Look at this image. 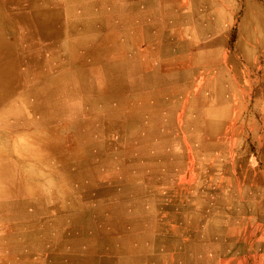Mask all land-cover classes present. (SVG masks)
Returning a JSON list of instances; mask_svg holds the SVG:
<instances>
[{
	"label": "bare ground",
	"instance_id": "6f19581e",
	"mask_svg": "<svg viewBox=\"0 0 264 264\" xmlns=\"http://www.w3.org/2000/svg\"><path fill=\"white\" fill-rule=\"evenodd\" d=\"M165 3L163 0H0V220L9 221L7 232L0 234V249L5 251L8 257L1 260L0 264H33L35 260L32 258V248H45L44 238H52L55 241V250L45 255L44 264H145L147 258L143 254H147L150 249L167 246L168 250L180 246L179 239L161 233L169 231L172 225L176 226L179 233L185 232L187 211L183 215H177L179 207L167 205L162 195L158 198L154 194L155 196L148 200L138 197L137 201H132L128 194L136 189L137 192L142 191L141 187L133 181L125 182L106 172L116 152L113 142L103 137L108 129L118 125L113 118L107 119L105 115L106 110L113 109L108 103L109 97L91 93L93 86H97V81H89V78H98L97 66L107 65V50L115 46V38H122L126 45L131 44V28L139 29L143 40L147 38L145 41L156 44L154 46L159 50V56L171 55L168 48L169 44L174 43L170 41L174 39L177 42L176 35L174 33L172 38H169L170 35L163 30L168 29V26L170 28L174 23L175 11L162 12L161 8ZM170 4L169 8L172 9ZM189 4L190 11L183 13L181 18L184 22L193 20L196 26H192L195 29L192 38L184 41V44L193 47L194 65L199 60L205 64L213 63L216 71L214 88L219 97L214 105H207L199 97L197 100L200 99L204 107H199L195 100L192 110L197 112V109H203L205 114L211 115L212 119L216 120L214 123L218 124V120L226 116L225 99L218 89L229 84V81L225 67L219 61L226 38L223 36L220 41H215L212 37L223 31L228 32L230 26H222L219 23L214 27L206 21V14L215 13L213 8L216 5L212 0H191ZM222 4L225 10L229 6L232 12L241 14L235 52L228 55L229 59L236 71L239 64L234 58L237 57L256 71L259 83L252 93L253 109L264 106V63L260 64L261 57H264V0H223ZM200 6L204 7V11L199 9ZM224 8L219 11L216 22L225 19L227 13ZM159 16H163L164 20L159 21ZM122 29H126L127 35L123 36L118 32ZM147 51L145 50L146 53ZM84 56L86 58H83ZM79 61L81 66L78 65ZM102 70V79L112 84L115 76L111 73L108 75V67H103ZM77 74L81 76V85L78 82L72 83L73 75ZM67 81L71 82V88L69 84L66 85ZM81 88L89 94L86 93L82 97L79 94L76 102L73 96H76ZM102 103L107 108L100 112V109L95 108ZM110 104L114 106L112 102ZM68 106L76 108V115L72 117L74 120L71 123L68 119L66 124ZM81 108L89 109V118H77ZM262 115L264 125V111ZM124 117L125 125L133 124L131 113L126 112ZM26 135L40 137L39 149H34L27 140L18 142ZM66 137H71L70 142L62 140ZM261 137H258V142L264 141V135ZM260 145L262 144H259L260 154L264 158V145ZM66 150L69 152L65 153ZM191 182L200 184L201 179L194 177ZM151 186L142 188L152 191L153 185ZM187 192L185 200L189 194ZM30 207L35 209L31 214L35 215V225L25 236L30 241H11L22 236L21 226L33 222L26 219L25 212ZM58 215H69L72 220L54 222ZM158 232L161 235L156 236ZM19 249L22 257L18 255L19 252L15 253ZM158 250L160 252V249ZM154 258L150 256L151 261L156 259Z\"/></svg>",
	"mask_w": 264,
	"mask_h": 264
},
{
	"label": "rangeland",
	"instance_id": "374dc122",
	"mask_svg": "<svg viewBox=\"0 0 264 264\" xmlns=\"http://www.w3.org/2000/svg\"><path fill=\"white\" fill-rule=\"evenodd\" d=\"M164 1L166 3L165 5L164 4L162 5V8H161L162 12L166 13L169 10L175 11V13L173 14L174 23L172 24V26H170V28L168 26V29L163 30L164 32H167L168 35H170L169 38H172L174 33L176 35V40L178 43L175 42V40L173 39L172 41H170V43H173V42L174 43L169 44L168 49L171 55L169 57H167L165 54H162V56L161 55L159 56V50H156L157 47L154 46L156 44H152L151 42L145 41V40H148L145 37H144L145 40H143L140 30L131 28L130 29L132 33L131 36L133 37L132 38L133 41L131 42V44L126 45L125 43H123L124 41L122 38L121 39L115 38V43H114L115 46H113L112 49L107 50V56H108L107 65L104 64L102 66L101 65L97 66L96 73L99 74L98 78H96L95 80L93 78H89V81L90 83L93 81L94 82L97 81L96 82L97 86L95 88L93 86L91 93L93 94L95 93L94 95L105 94L104 96L109 97V102H108L109 105L113 107L112 110L108 109L105 111L107 107H105V104L102 103V104H98V106L95 109H100L101 110L100 112H103V111L107 112V114H105L108 117L107 119L113 118L117 122L116 125H118V127L108 129L106 132V135L103 137L113 142V148H114V151L116 152L114 159H112V161L109 163L108 165L109 169L107 168L106 172L110 174L111 176H114L115 178H118L125 182L133 181L136 185H138V187H141L142 191L137 192V189H136L132 193L128 194L129 197L132 199V201H137L139 198H142V197H145L144 200H148L149 198L155 195H156L155 197L159 198L162 195L161 197L165 198L166 200H168L169 197H172L173 200L177 201V204H178L180 201H184L186 198L185 183L187 182L190 183L192 179H194V177L195 179L196 178L201 179L202 172L204 171L205 168L208 169L209 167L212 170H217V168L221 169V167L222 168L225 167L226 172L232 174V172L234 171L233 170L234 167L238 168L239 166H241L243 164V160L244 161L248 160L250 156H251L250 158H252L253 161H255L254 163L262 167L264 166V158L261 156L262 155L260 154L261 148H259V144H262L260 146H263L264 141L260 140L258 142V137H260V135L263 137L264 135V125L262 122L263 121L262 113L264 111V106L260 105L258 106V108L253 109L252 93L254 89L256 88L257 83H259V78L257 77L256 71L253 70L249 65H245L246 63L238 57L234 58L238 61V64H239V69L236 71L234 69L233 64L231 63L232 62L231 59H229V56H228L229 54H232L235 52V46H236V41L238 39V28L240 24L241 14L232 12L229 6H227L225 10L222 4L223 0H212L213 3H215L216 5L213 8L215 13L206 14V21L214 25V27L219 25V23L222 26L224 25L230 26V28L228 29L229 30L228 32L223 31L222 33H218L212 37V39L215 41H220L221 37L223 36H224L223 37L224 39L226 38L224 47L221 48V52L219 54V61L225 67V71L227 73L229 84H227L226 86L223 85L222 87L218 89L219 94L222 96L223 99H225L226 116L224 118L219 119L218 124H215L214 122H216V120L212 119L211 115L205 114L203 109L201 108L197 109V112L192 110V105L194 104V101L197 100V98L199 97L200 99L202 98L204 100L203 102L207 103V105H214L217 102V100H219V97H217L218 94L215 92V88H214L216 71L213 67V63L205 64L202 62V60H199L196 63V65H194L193 62H194L195 57L193 54L194 50H192L193 47H191L192 45L188 46L184 44V41L186 42L187 40H190L192 38L191 35L195 31L193 27L196 26L193 20L184 22L182 21V18H181V15L183 13L190 11L189 3L191 2V0H163V2ZM169 4L170 6L173 7L172 9L169 8ZM222 8H224V10L227 13L226 17L225 19H222L223 20L222 22L221 21L216 22L217 15L219 14V11ZM199 9L201 11L202 10L204 11V7L202 6H200ZM158 18H159L158 19L159 21L164 20L163 16H159ZM218 20H220L219 17H218ZM118 32H120V34L123 36L127 35L126 29H122L121 31H118ZM144 48L145 50H148L147 51L148 53L145 52ZM83 58H86V56H84ZM261 60H262L261 61L262 63L260 64L263 65L264 57H261ZM90 61L91 59L90 57H88V62ZM224 62L226 64H224ZM78 65L79 66L82 65L81 61L78 62ZM103 67L109 68L108 75L111 73V75L115 76L116 78L118 76L117 79L114 77V81L112 82V84L108 83V81L106 80H103L102 77L100 76V74L101 75L102 73L104 74L102 70ZM192 67H193V70H192ZM172 70H174V72ZM175 70L177 71L176 73H175ZM261 72L262 71L260 70V73ZM80 77L81 76L79 74L75 76L73 75L72 83L74 84L78 82L81 85L82 81L79 79ZM123 78H124V81H123ZM122 81H123V85H121ZM69 83L71 82L67 81L66 85ZM133 83H135V85H133ZM118 84L120 85L119 87H118ZM129 84L131 87L129 86ZM69 87L71 88V84H69ZM102 88L104 89L102 90ZM107 91L109 92L107 93ZM86 93L88 92L81 88L77 92V94H75L77 97L73 96L74 101L76 100L78 101L79 94H81V97H82V96H85ZM117 94L119 97L117 96ZM200 99L197 100V105L199 107H204V104L201 103ZM121 100H123V102ZM173 101L175 102L174 104H173ZM110 102H112L114 106H112ZM68 107H69L67 111L68 116L65 120V123L69 122V120L71 123L74 120V118L72 117L76 115V111H75L76 108H74V106H72L71 108L70 106ZM158 108L160 109L158 110ZM126 112L131 113V116H133L134 118L133 124L130 126L125 125L124 123V121L126 120V118L124 117ZM161 112L162 113L164 112V114H162ZM185 114L188 115L189 117L185 116ZM89 116H90V111L88 108L87 110L85 109L78 110V115H77L78 119H87L89 118ZM201 117L203 118V120ZM135 118L138 120H136ZM194 119L195 120L198 119L197 120L198 122L197 121L195 122ZM157 124L158 125L160 124V125L158 126ZM197 124L199 125L201 124L200 126L202 127H200ZM22 128L23 127H21V129ZM148 128H151V130ZM162 128H163V131H161ZM144 130L147 133L144 132ZM156 130L157 131L160 130V131L157 132ZM39 139L40 137L38 138V136H35V135H32V136L26 135V136L21 137L18 142L27 140L31 142V145L34 146L33 147L34 149H39L41 145V142L39 141ZM69 139H71V137H66L65 139H62V140H69ZM132 139H135V140H132ZM250 147H252L251 150L253 151L255 155L251 154L249 155V157L247 156L244 159H242L241 158L242 156H246L244 152L245 149L249 151ZM68 152L69 151L66 150L65 153H68ZM194 158H195V161H194ZM158 161L160 163H158ZM114 164L115 165L117 164V165L115 166ZM111 168H114L115 170ZM129 168H132V169L129 170ZM226 175L229 176V174H226ZM151 185H153L152 191H145L142 188V187L150 188ZM114 201H116V199ZM32 210H35V209L30 207L29 209H26L25 213L27 214L26 219L33 221L35 215H31ZM134 214L136 215L137 212H135ZM55 218L56 219H54V222H58V223H62L64 220L65 222L72 220L71 216L69 215H67L66 217L65 215H58ZM8 223L9 221L0 220V234H5L7 232V230L9 229ZM5 224L7 225L5 226ZM34 225L35 224L33 221V222L27 223V225L24 224V226H21L20 234L22 236L20 235L21 237L19 238H13L11 241H17V242L19 241L18 243H24V242L30 241V240H27L28 238H26L25 236L30 232V229ZM177 227L179 229H183L181 226L180 227L177 226ZM43 240H46L45 248H32L34 249L32 252V258L35 260L34 262L35 264H44L45 257L49 254L50 251L55 250V247H53L54 246L53 244L55 241L52 238H47V239L44 238ZM164 242L165 244H167L165 240ZM4 252L0 249V261L8 257V255H6ZM17 252H19L18 255L22 257V253L20 249L15 251V253ZM41 253L42 254L44 253V254L42 255ZM18 264H23V263L20 262Z\"/></svg>",
	"mask_w": 264,
	"mask_h": 264
},
{
	"label": "crops",
	"instance_id": "0c3cea01",
	"mask_svg": "<svg viewBox=\"0 0 264 264\" xmlns=\"http://www.w3.org/2000/svg\"><path fill=\"white\" fill-rule=\"evenodd\" d=\"M251 149H245L246 156L241 158L254 154ZM250 157L234 167L232 174L225 167L205 168L200 184L185 183L189 192L185 201L177 204L172 197L166 200L167 205L179 207L177 215L187 211L186 230L179 233L172 225L169 231L161 233L179 239L180 246L150 249L143 254L147 258L145 264H264V166ZM150 256L156 258L155 262Z\"/></svg>",
	"mask_w": 264,
	"mask_h": 264
}]
</instances>
